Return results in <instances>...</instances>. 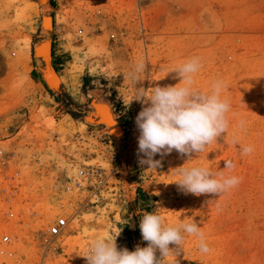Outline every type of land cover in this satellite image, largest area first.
Masks as SVG:
<instances>
[{
  "label": "rangeland",
  "instance_id": "rangeland-1",
  "mask_svg": "<svg viewBox=\"0 0 264 264\" xmlns=\"http://www.w3.org/2000/svg\"><path fill=\"white\" fill-rule=\"evenodd\" d=\"M192 57L203 64L196 87L227 85L229 119L246 121L241 141L254 151L240 154L233 127L191 160L173 150L146 170L136 117L147 105L136 90L175 86L181 78L172 70ZM141 61L135 83L129 73ZM41 68L57 75V90ZM96 101L109 104L118 133L96 116ZM227 159L236 165L229 174L242 177L227 193L185 194L174 183L179 167L217 171ZM86 168L100 176L80 179ZM8 197L11 219L3 214ZM157 206L170 224L195 220L211 249L202 254L186 236L165 264H264V0H0V240L13 241L0 250L26 258L0 254V264L34 263L40 233L63 212L62 251L49 264H87L93 239L119 232L118 250L146 247L139 224Z\"/></svg>",
  "mask_w": 264,
  "mask_h": 264
},
{
  "label": "clouds",
  "instance_id": "clouds-1",
  "mask_svg": "<svg viewBox=\"0 0 264 264\" xmlns=\"http://www.w3.org/2000/svg\"><path fill=\"white\" fill-rule=\"evenodd\" d=\"M202 67L199 57L188 58L172 70L181 78L175 86L157 85L150 91L137 88L135 100L147 105L136 117L140 132L138 153L142 154L139 163L147 165L146 170H156L160 166L161 162L154 159L157 154L165 155L173 150L191 160L193 153L199 156L210 145L217 144L223 134L228 136L233 127L236 130L232 131L231 143L240 146L242 156L253 153V146L241 141L240 132L245 129L246 121L241 119L233 126L229 119L232 104L223 95L227 87L225 82L213 80L209 91L196 87L195 76ZM144 68L142 61L135 65L129 73L132 81L139 82ZM224 162L223 170L217 171L205 166L179 167L176 169L179 179L174 183L185 194L219 196L227 193L242 182V177L229 174L236 167L231 159ZM159 208L142 214L139 227L143 240L148 242L146 247L137 245L134 251L118 250L116 237L120 232L114 238L98 237L93 239L87 255L83 256L87 264H165V257L182 250L186 236L196 238L202 254L210 253L205 234L195 220L170 224Z\"/></svg>",
  "mask_w": 264,
  "mask_h": 264
},
{
  "label": "built area",
  "instance_id": "built-area-1",
  "mask_svg": "<svg viewBox=\"0 0 264 264\" xmlns=\"http://www.w3.org/2000/svg\"><path fill=\"white\" fill-rule=\"evenodd\" d=\"M78 175L80 176V179L82 180H90L96 178V176H100V171L98 169L93 168H86L81 170ZM76 186H80V182H76ZM11 198H6V205L7 209L4 210L3 214L6 218L13 217L14 213L12 211V207L10 205ZM5 218V220H6ZM8 220V219H7ZM8 222V221H7ZM8 223L7 225H9ZM67 217L65 216V212L60 214L58 218L55 220V222L49 226L46 227L44 231L40 233V238L38 240L39 247H40V256L39 258L32 264H49L47 263L48 258H50V255L57 254L58 252L62 251V244L60 242V237L66 232L67 229ZM12 237L8 235H3V237L0 240V244H11ZM0 254L2 255H8L11 257L10 260H18V261H24L26 258L24 256H16L14 253L10 252L7 254L5 250H0ZM15 255V256H13Z\"/></svg>",
  "mask_w": 264,
  "mask_h": 264
},
{
  "label": "bare ground",
  "instance_id": "bare-ground-1",
  "mask_svg": "<svg viewBox=\"0 0 264 264\" xmlns=\"http://www.w3.org/2000/svg\"><path fill=\"white\" fill-rule=\"evenodd\" d=\"M38 1H39V3H41V6L42 5L46 6L48 0H38ZM50 24H51V18L48 17V16H45L44 19H43V26L44 27H48V26H50ZM37 51H38V54H42V56L46 55L47 54V46L40 44L37 47ZM46 73H48V75H46V77L50 80V82L52 84H55V85L57 84L58 85L57 75L55 73L51 72V71H48V70L46 71ZM92 93H94V92H92ZM95 95L97 96L98 94L95 93ZM99 99H100V97H99ZM100 101H102V100H100ZM95 106H96V112H97L96 114L97 115L95 113L94 114L96 116H98V117H103L106 120V124H105L106 128L111 129V131L114 132L115 134L118 133V128L119 127L115 126L114 116H113V113H112V111L110 109L109 104H107L105 102L96 101ZM88 119H89V116H88Z\"/></svg>",
  "mask_w": 264,
  "mask_h": 264
},
{
  "label": "water",
  "instance_id": "water-1",
  "mask_svg": "<svg viewBox=\"0 0 264 264\" xmlns=\"http://www.w3.org/2000/svg\"><path fill=\"white\" fill-rule=\"evenodd\" d=\"M36 45H39V42H38ZM36 45L34 46V55H35V56H37V55H36V52H37V51H36ZM37 58H38L39 61L41 62L43 68L47 66V62L45 61V59H44V60H41L38 56H37ZM40 73H41V77H42L43 81L47 84V86H48L49 88H51V89H53V90H57V89L59 88V85L57 86V84H56V85H55V84H52V83L50 82V80L44 75L42 68H41Z\"/></svg>",
  "mask_w": 264,
  "mask_h": 264
}]
</instances>
